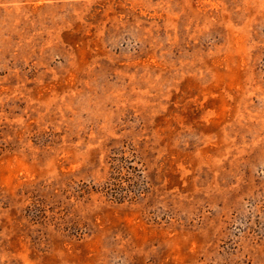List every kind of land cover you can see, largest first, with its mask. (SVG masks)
I'll return each instance as SVG.
<instances>
[{
    "label": "rangeland",
    "instance_id": "obj_1",
    "mask_svg": "<svg viewBox=\"0 0 264 264\" xmlns=\"http://www.w3.org/2000/svg\"><path fill=\"white\" fill-rule=\"evenodd\" d=\"M0 264H264V0H0Z\"/></svg>",
    "mask_w": 264,
    "mask_h": 264
}]
</instances>
